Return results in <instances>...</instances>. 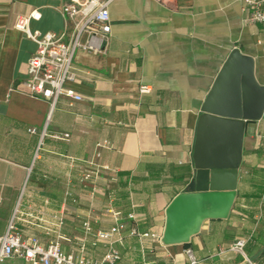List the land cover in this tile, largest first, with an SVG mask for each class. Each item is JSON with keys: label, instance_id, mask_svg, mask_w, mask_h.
<instances>
[{"label": "crops", "instance_id": "1", "mask_svg": "<svg viewBox=\"0 0 264 264\" xmlns=\"http://www.w3.org/2000/svg\"><path fill=\"white\" fill-rule=\"evenodd\" d=\"M69 1L0 0V235L18 209L17 226L42 237L49 212L64 208L61 248L78 254L83 245L92 260L106 250L93 242L96 231L122 222L120 241L113 244L117 264H188L185 248L195 264H245L229 249L239 238L245 239L244 253L264 263V111L246 123L226 217L203 219L186 242L131 234L134 228L162 236L165 210L194 171L200 105L232 49L252 58L255 80L264 86V32L246 22L242 0H173L168 6L112 0L106 55L75 54L74 66L91 77L70 86L85 98L72 105L60 98L50 110L48 100L24 90L36 45L14 24L34 13L31 30L59 34L61 7ZM64 133L67 139L59 137ZM89 168L98 174L84 181ZM1 264L23 261L13 257Z\"/></svg>", "mask_w": 264, "mask_h": 264}, {"label": "built area", "instance_id": "2", "mask_svg": "<svg viewBox=\"0 0 264 264\" xmlns=\"http://www.w3.org/2000/svg\"><path fill=\"white\" fill-rule=\"evenodd\" d=\"M112 0H71L61 7L64 19V29L55 34L41 32L29 28V19L35 17H19L14 27L21 31L35 45V51L28 58L26 66V78L23 81L24 90L28 95L48 100L52 110L60 98L68 100V104L81 102L85 95L70 86V83L89 79L90 72L74 66L75 54L78 51L93 55H106L111 35V23L108 5ZM168 6L173 0H155ZM246 11V22L258 24L264 32V0H242ZM141 91H145L144 88ZM45 127L41 137L45 134ZM29 133H37L35 127H29ZM68 134L60 135L67 139ZM260 146L264 149V135ZM37 154V153H36ZM93 163H90L92 165ZM97 168H89L83 171L81 179L88 181L97 176ZM18 209L15 210L8 222L5 231L0 235V264L13 257L22 259L23 264H117L120 254L114 247L119 242V231L124 228V223L118 222L107 231H96L94 243L103 242L106 250L100 260L90 259L82 245L78 254L64 252L61 248L60 239L63 238L64 208L49 212L46 224L42 227L43 236L24 234L17 226ZM130 217H133L131 215ZM85 234L90 231L88 221L83 223ZM131 234L138 238L150 237L161 240L155 233H139L134 228ZM93 243V244H94ZM245 239H236L229 247L230 250L242 255L245 264H257L244 253ZM184 253L188 264L197 262L192 250L185 248ZM264 264V263H261Z\"/></svg>", "mask_w": 264, "mask_h": 264}, {"label": "water", "instance_id": "3", "mask_svg": "<svg viewBox=\"0 0 264 264\" xmlns=\"http://www.w3.org/2000/svg\"><path fill=\"white\" fill-rule=\"evenodd\" d=\"M252 58L234 48L199 108L191 153L193 174L165 210L164 243L186 242L203 219L226 217L235 197L246 123L264 111V86Z\"/></svg>", "mask_w": 264, "mask_h": 264}, {"label": "rangeland", "instance_id": "4", "mask_svg": "<svg viewBox=\"0 0 264 264\" xmlns=\"http://www.w3.org/2000/svg\"><path fill=\"white\" fill-rule=\"evenodd\" d=\"M5 261H6V260H5ZM5 261H4V262H5Z\"/></svg>", "mask_w": 264, "mask_h": 264}]
</instances>
